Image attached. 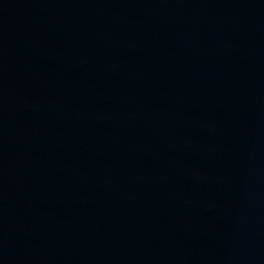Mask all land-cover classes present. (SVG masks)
<instances>
[{
  "label": "water",
  "instance_id": "obj_1",
  "mask_svg": "<svg viewBox=\"0 0 264 264\" xmlns=\"http://www.w3.org/2000/svg\"><path fill=\"white\" fill-rule=\"evenodd\" d=\"M0 264H264V0H0Z\"/></svg>",
  "mask_w": 264,
  "mask_h": 264
}]
</instances>
